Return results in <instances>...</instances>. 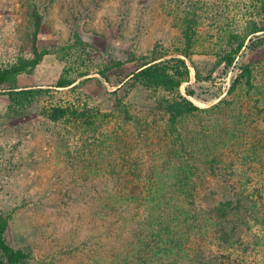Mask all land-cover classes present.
I'll use <instances>...</instances> for the list:
<instances>
[{"label":"trees","instance_id":"trees-1","mask_svg":"<svg viewBox=\"0 0 264 264\" xmlns=\"http://www.w3.org/2000/svg\"><path fill=\"white\" fill-rule=\"evenodd\" d=\"M177 2L173 52L115 59L76 32L46 88L19 85L51 53L37 44L43 17L34 7L30 56L0 64L6 117L37 111L97 137L107 264H264V0H236L228 11ZM90 81L114 87L111 109L85 94ZM217 190L228 194L211 204ZM9 226L0 211V264H33L31 251L9 243ZM252 253L260 261L250 263Z\"/></svg>","mask_w":264,"mask_h":264},{"label":"rangeland","instance_id":"rangeland-1","mask_svg":"<svg viewBox=\"0 0 264 264\" xmlns=\"http://www.w3.org/2000/svg\"><path fill=\"white\" fill-rule=\"evenodd\" d=\"M177 1L0 0V64L30 56L34 7L43 17L37 44L51 53L32 73L19 77L22 87L56 83L64 67L57 52L76 32L115 59L127 60L132 52L146 55L156 46L173 52L181 36L176 19L183 15L181 10L178 14ZM194 1L206 3L208 11H228L236 0ZM207 20L200 27L205 34L211 24ZM194 59L207 62L204 57ZM228 85L229 79L225 88ZM114 90L97 81L84 86L85 94L103 110L111 109ZM8 103L0 93V211L10 216L9 243L31 251L33 264H107L112 244L101 234L107 220L98 214L105 188L96 173L97 137L53 124L37 111L9 119ZM227 194L217 190L209 202H220ZM254 257L261 259L252 253L250 263Z\"/></svg>","mask_w":264,"mask_h":264}]
</instances>
